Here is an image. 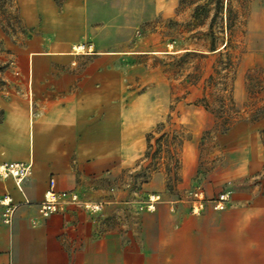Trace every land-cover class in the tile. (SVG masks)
<instances>
[{"label":"rangeland","instance_id":"374dc122","mask_svg":"<svg viewBox=\"0 0 264 264\" xmlns=\"http://www.w3.org/2000/svg\"><path fill=\"white\" fill-rule=\"evenodd\" d=\"M88 2L86 44L118 60L136 94L138 120L150 110L160 120L143 132L145 150L135 165L89 174L90 199L74 206L104 233L144 235L159 231L179 206L191 217L216 218L214 201L228 191L225 210L246 225L240 241L235 228L227 231L226 252L232 264H264V126L251 122L264 108V0ZM37 35L19 0H0V91L17 89L11 80L24 71L21 59ZM223 124L230 125L225 132ZM161 136L173 138L171 159L155 143ZM196 189L206 193L199 216L186 206Z\"/></svg>","mask_w":264,"mask_h":264},{"label":"crops","instance_id":"0c3cea01","mask_svg":"<svg viewBox=\"0 0 264 264\" xmlns=\"http://www.w3.org/2000/svg\"><path fill=\"white\" fill-rule=\"evenodd\" d=\"M19 5L24 23L38 35L21 59L24 71L11 80L17 89L0 91V165L29 164L31 171L23 194L12 179L0 178V199L7 195L18 205L10 226L2 223L0 207V264H232L227 231L235 228L240 241L246 222L225 210L229 202L212 219L191 217L179 206L173 220H160L159 231L144 235L104 233L74 204L40 216L38 204L51 179L56 191L90 199L89 174L103 177L105 170L135 165L145 150L143 132L160 119L150 110L148 119L138 120L136 94L118 60L86 44L88 0ZM78 45L89 53L75 54ZM258 122L264 126V119ZM210 221H216L214 229Z\"/></svg>","mask_w":264,"mask_h":264},{"label":"built area","instance_id":"2783aa9c","mask_svg":"<svg viewBox=\"0 0 264 264\" xmlns=\"http://www.w3.org/2000/svg\"><path fill=\"white\" fill-rule=\"evenodd\" d=\"M90 48L84 45H78L73 47L75 54L89 53ZM31 166L29 164L22 163H10L0 165V178L12 179L17 187L18 191L22 192V182L30 175ZM189 211L195 216H199L205 206V195L200 189H196L189 194ZM230 200V193L228 191L220 192L213 205V209L217 212H221L225 209L226 204ZM79 201L78 195L74 191H56L55 182L53 179L49 181V186L43 195L42 201L38 204V211L42 218H48L52 215L58 214L64 210V207L69 204H77ZM25 203L28 204L25 199ZM1 221L5 226H10L18 208L17 204L12 202V199L5 195L0 199ZM98 210V207H95Z\"/></svg>","mask_w":264,"mask_h":264},{"label":"trees","instance_id":"16d2710c","mask_svg":"<svg viewBox=\"0 0 264 264\" xmlns=\"http://www.w3.org/2000/svg\"><path fill=\"white\" fill-rule=\"evenodd\" d=\"M216 113V112H215ZM222 115V113L220 114ZM220 116H218L219 119ZM264 119V108H260L258 110H256V112L254 113V115H252V123L258 122L259 120ZM222 126H225L224 124ZM230 125H226L225 128L222 130L223 132L227 131L230 127ZM262 135V142L264 143V131L261 132ZM150 138H152V135H148L147 137V143H148V147H147V152H146V156L149 155V151L151 150V145L149 144L150 142ZM155 143L157 144L158 148L164 146L166 148V152L170 155V159L172 158L171 155V148L174 145L173 142V138H169L168 136H161L158 139H156Z\"/></svg>","mask_w":264,"mask_h":264},{"label":"bare ground","instance_id":"6f19581e","mask_svg":"<svg viewBox=\"0 0 264 264\" xmlns=\"http://www.w3.org/2000/svg\"><path fill=\"white\" fill-rule=\"evenodd\" d=\"M150 208H153V207H150Z\"/></svg>","mask_w":264,"mask_h":264}]
</instances>
